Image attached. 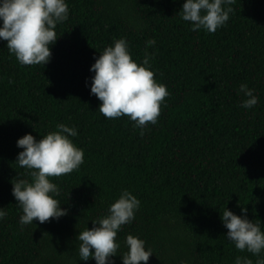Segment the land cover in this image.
Wrapping results in <instances>:
<instances>
[{"label":"trees","instance_id":"16d2710c","mask_svg":"<svg viewBox=\"0 0 264 264\" xmlns=\"http://www.w3.org/2000/svg\"><path fill=\"white\" fill-rule=\"evenodd\" d=\"M50 59L22 65L0 40V264H94L79 260L76 236L104 215L121 189L140 205L117 232L113 264L125 235L151 247L147 264H233L241 252L224 238L219 213L240 207L264 231V0H234L216 31L190 30L177 12L183 0H66ZM125 37L139 62L155 44L151 70L169 95L144 134L126 115L106 118L89 94L91 63L114 38ZM90 79L88 84L90 85ZM240 83L258 102L240 106ZM57 123L74 126L83 163L49 179L67 214L21 227L11 180L31 179L18 166L25 133L39 139ZM91 251V250H90Z\"/></svg>","mask_w":264,"mask_h":264},{"label":"clouds","instance_id":"9594fccd","mask_svg":"<svg viewBox=\"0 0 264 264\" xmlns=\"http://www.w3.org/2000/svg\"><path fill=\"white\" fill-rule=\"evenodd\" d=\"M234 0H183L177 15L190 22V30L216 31L229 19ZM69 14L66 0H0V40L22 65H44L50 59V45L57 39L56 25L65 21ZM155 40L145 42V53L137 62L132 59L125 37L114 38L90 64L92 73L85 78L89 94L100 101L97 109L106 118L126 115L133 121L132 127L143 135L149 124L155 125L160 105L169 95L166 85L154 79L151 70L153 53L147 51ZM90 79V85L88 80ZM242 94L240 106L248 109L258 102L255 89L240 83ZM51 130L36 139L25 133L15 141L17 152L15 162L29 170L31 179L13 178L11 195L21 210L18 223L23 227L46 223L49 218L56 220L67 214L55 198L59 194L58 185L49 177L70 173L83 163V149L73 143L77 135L74 126L57 123ZM140 205L139 199L127 189H121L104 215L91 221L92 227L79 231L78 256L81 261L90 258L94 264H113L120 243L116 240L122 225L130 223ZM237 215L225 206L219 219L227 230L224 238L241 252L253 254L255 262L247 255H237L233 264H264V231L261 223L250 220L247 209L240 207ZM7 215L5 207H0V220ZM125 251L119 254L121 264H147L151 247L131 233L124 238ZM91 250V251H90ZM180 264H187L181 260Z\"/></svg>","mask_w":264,"mask_h":264}]
</instances>
